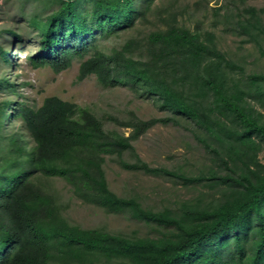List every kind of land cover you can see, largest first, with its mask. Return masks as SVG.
<instances>
[{"label": "trees", "instance_id": "obj_1", "mask_svg": "<svg viewBox=\"0 0 264 264\" xmlns=\"http://www.w3.org/2000/svg\"><path fill=\"white\" fill-rule=\"evenodd\" d=\"M137 1L58 0L45 20L31 21L38 44L29 64L61 73L79 60V81L93 75L104 89L124 86L154 95L198 126L225 133L230 150L246 154L251 134L264 139V124L246 110L248 100L264 106V77L250 76L244 89L230 86L224 67H237L217 51L213 35L177 23L144 40L130 38L108 53L99 49V40L118 38L148 21L153 0ZM247 13L257 26L256 12ZM0 60L10 63L1 46ZM0 90L19 96L6 78H0ZM13 97L0 102V132L5 123L20 128L0 136V264H264V181L255 185L246 179L239 198L226 197L210 211H145L136 200L113 194L103 166L109 157L128 171L156 175L159 170L141 161L131 164L125 156L133 142L165 120L120 122L57 97L45 98L37 108ZM227 111L239 120L240 132L220 121ZM105 121L130 131L125 136L106 130ZM248 158L256 161L254 154ZM53 178L86 205L174 231L130 238L82 229L68 222L59 198L47 189Z\"/></svg>", "mask_w": 264, "mask_h": 264}, {"label": "rangeland", "instance_id": "obj_2", "mask_svg": "<svg viewBox=\"0 0 264 264\" xmlns=\"http://www.w3.org/2000/svg\"><path fill=\"white\" fill-rule=\"evenodd\" d=\"M57 1L0 0V46L10 61L6 65L0 60V78L13 82L19 94L13 97L0 90V102L13 97L37 108L45 98L57 97L88 108L98 118L112 117L120 122L165 120L133 142V151L125 156L131 164L141 161L159 170L156 175L128 171L109 157L103 166L113 194L136 200L145 211L178 212L183 207L210 211L223 204L226 197L239 198L246 179L255 185L264 181V139L260 135L251 134V150H246L247 155L234 153L225 133L198 126L193 119L174 111L154 95L133 92L124 86L104 89L93 75L79 81V60H74L61 73H54L47 66L30 65L27 58L38 44L31 21L45 20L59 7ZM249 9L259 17L257 26L248 20ZM147 20L144 24L137 22L135 28L124 31L118 38L99 40V49L108 53L130 38L144 40L151 32L177 23L191 31L213 35L217 51L237 67H224L230 86L244 89L250 76L264 77V0H153ZM246 106L254 119L264 124V106L254 100H248ZM226 113L220 121L240 132L239 120L231 112ZM104 127L125 136L130 131L113 121H105ZM18 129L17 125L5 123L0 136ZM251 154L255 155V162L249 161ZM47 184V189L59 198L64 217L82 229H102L130 238H155L174 231L173 227L168 232L156 222L139 221L126 213H110L98 206L86 205L73 196L61 179H49Z\"/></svg>", "mask_w": 264, "mask_h": 264}]
</instances>
